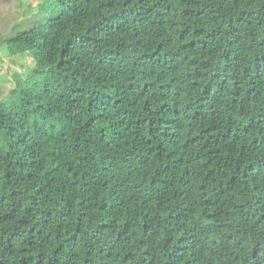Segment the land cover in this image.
<instances>
[{
    "label": "trees",
    "instance_id": "obj_1",
    "mask_svg": "<svg viewBox=\"0 0 264 264\" xmlns=\"http://www.w3.org/2000/svg\"><path fill=\"white\" fill-rule=\"evenodd\" d=\"M42 1L5 40L0 264H264V0Z\"/></svg>",
    "mask_w": 264,
    "mask_h": 264
},
{
    "label": "rangeland",
    "instance_id": "obj_2",
    "mask_svg": "<svg viewBox=\"0 0 264 264\" xmlns=\"http://www.w3.org/2000/svg\"><path fill=\"white\" fill-rule=\"evenodd\" d=\"M52 7L42 0H0V92L7 95L15 83L23 79L34 63L29 54H11L5 40L23 29L16 25L22 20L40 19L52 14ZM16 28V29H15ZM14 31V32H13Z\"/></svg>",
    "mask_w": 264,
    "mask_h": 264
}]
</instances>
